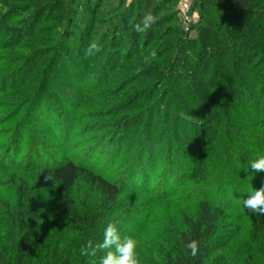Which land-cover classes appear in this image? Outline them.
<instances>
[{"label": "trees", "instance_id": "16d2710c", "mask_svg": "<svg viewBox=\"0 0 264 264\" xmlns=\"http://www.w3.org/2000/svg\"><path fill=\"white\" fill-rule=\"evenodd\" d=\"M100 4L95 0L86 10L92 16L82 23H69L62 44L51 41L55 45L43 50L34 42L48 40L50 29L44 24L64 18L65 2L0 0V50L20 51L12 62L0 60L15 66L5 74L0 65V96L30 83L37 63L52 53L29 119L0 132L11 138L8 153L22 142L33 122L30 117L35 118L45 101L56 64L71 65L66 57L77 46L86 54ZM169 4L141 0L135 16L121 13L97 39L101 52L93 62L101 65L90 79H103L120 66L123 95L118 110L133 112L120 120V155L125 146L120 179L112 181L73 160L34 169L44 187L53 186L66 200L59 216L47 221L44 203L33 189L0 199V264H99L104 252L82 256L80 249L88 241L102 242L109 223L121 238L137 241L139 264H264V216L247 212L241 204L264 186V172H246L248 162L264 155V0H195L194 37L175 26L163 27L173 20L161 15ZM149 13L155 22L144 32L135 31ZM148 48L157 56L145 63ZM137 68L142 71L137 73ZM8 104L3 102L4 110L19 108L11 118L25 105ZM160 167L159 183L150 187ZM48 174L53 180L45 181ZM80 184L88 197L75 200L71 196ZM125 193L130 197L122 201ZM141 196L149 199L140 201ZM189 203L197 204L195 213L178 210ZM170 208L173 216L157 217ZM239 234L244 241L236 248ZM192 240L198 243L195 257L185 248Z\"/></svg>", "mask_w": 264, "mask_h": 264}, {"label": "rangeland", "instance_id": "374dc122", "mask_svg": "<svg viewBox=\"0 0 264 264\" xmlns=\"http://www.w3.org/2000/svg\"><path fill=\"white\" fill-rule=\"evenodd\" d=\"M63 1L65 2L62 12L64 18L60 20L56 17L45 22L44 25L50 29V34L45 40L48 39L49 41H33L36 47L45 50V48L55 45L53 42L62 44L69 33L66 28L68 25L73 23V21L82 23L80 20L84 17L88 19L92 16L86 10H91L95 0L90 2L84 0ZM140 2L141 0H100L101 4L95 17V32L92 33L94 37L92 41H97L103 31L111 28L117 19L120 20L121 13L127 12L135 16L137 5ZM164 14L172 15L173 20L164 24L163 27L175 26L187 33L190 32L192 37L196 35V30H191L197 20L196 13L193 11L190 25H185L179 14L178 0H170V4L165 6L164 11L161 12V15ZM68 29L71 28L69 27ZM2 39L0 37V43ZM154 44H157V42L152 45ZM151 50L152 48L147 49V51ZM80 51L77 46V50L66 57L71 65L61 62L57 63L53 68L56 71H52L53 79L49 82L47 90H45V101L40 105L35 118L34 116H29L33 122L28 125L29 128H27L26 134H23L24 138H22V142L17 148H14L10 153H8V150L5 151V147L9 144L11 138L3 136V134L0 136V145L5 143L0 146V199L3 200L10 193V195H15V192L13 194L12 192L16 190L33 189L39 194V200L44 203L43 207L46 210L47 221L59 216L62 204L66 199L64 200L62 194L53 186L44 187L40 179L41 176L38 175L39 172L34 169L52 167L53 165L73 160L76 163H86L87 166L93 167L112 181L119 180L121 171L120 160L124 157L122 151L125 147H122L120 155V120L133 114V112L120 113V110H118L120 96L123 95L120 94V66L116 70L108 71L103 79L98 78V81H91L90 77H93L97 70L99 72L101 64L99 61L96 64L93 62L94 55L86 56ZM19 54L20 51L17 48L6 51L0 50V60L4 59L2 60L4 62H1L6 64L12 62L13 58ZM51 54L43 56L37 63L35 78L32 79L33 77H31L30 83L24 84L19 89L12 90L4 97L0 96V132L17 125L21 120L26 121L29 119L28 112L33 104L41 73L44 70L46 71L52 64ZM2 63L0 65H2L3 73L5 74L15 68V66H4L5 64L3 65ZM84 69L89 70L84 73ZM26 88L31 91L29 92ZM0 89L2 90L1 85ZM3 102L25 105L23 108L21 107L22 110L14 118H11L13 117L11 115L19 108L16 110L12 108H10L11 110H4L6 106L3 105ZM36 102L38 101L36 100ZM6 121L8 123L4 124L3 122ZM33 150L36 152H33ZM5 155H8V160L2 162V157ZM85 158L87 159L86 162ZM161 171V167L158 168L150 178V187L159 183ZM143 183L144 181L141 180L137 185L141 186ZM157 186L160 187V184ZM86 191L87 189L80 184L79 188L76 187L73 190L75 195L71 197L75 200L85 196L88 197V194L84 195ZM127 194H122V201L129 199L130 196ZM135 196L139 195L135 194ZM141 199L142 201H147L149 198L148 196H141L139 200L141 201ZM162 204L166 203H157V205ZM177 208L180 211L195 213L197 204L189 203L177 206ZM160 212L158 213V218L163 216L171 217L175 214L171 208L166 214L165 211ZM243 241V235L239 234L234 239V247H240Z\"/></svg>", "mask_w": 264, "mask_h": 264}, {"label": "clouds", "instance_id": "9594fccd", "mask_svg": "<svg viewBox=\"0 0 264 264\" xmlns=\"http://www.w3.org/2000/svg\"><path fill=\"white\" fill-rule=\"evenodd\" d=\"M155 22V17L150 13L144 18L143 26L137 24L135 31L144 32L151 23ZM101 52V46L97 41L89 43L86 49V56H93ZM157 52L151 51L149 56L145 57L144 62L148 63L150 60L155 59ZM142 71L141 68H137V73ZM251 169L253 173L264 172V155L258 156L255 160H252L246 165V172ZM45 181L53 180V176L48 174L44 177ZM242 207L247 212L255 215L264 216V186L261 188L252 190L246 199H243ZM137 241L132 237L125 236L121 238L117 227L114 223H109L104 230V239L102 242L93 245L91 241H88L85 246L80 249L82 256H95L97 252H104L105 254L100 258L99 264H139L137 252ZM185 248L190 250L193 257L198 252V243L195 240L189 241Z\"/></svg>", "mask_w": 264, "mask_h": 264}, {"label": "built area", "instance_id": "2783aa9c", "mask_svg": "<svg viewBox=\"0 0 264 264\" xmlns=\"http://www.w3.org/2000/svg\"><path fill=\"white\" fill-rule=\"evenodd\" d=\"M195 0H178L179 14L185 25H190L192 21V6Z\"/></svg>", "mask_w": 264, "mask_h": 264}]
</instances>
